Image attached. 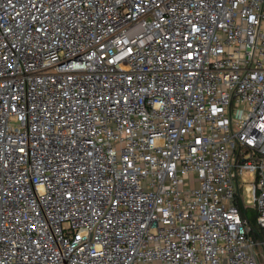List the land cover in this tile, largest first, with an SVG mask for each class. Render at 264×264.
Instances as JSON below:
<instances>
[{"label":"built area","instance_id":"built-area-1","mask_svg":"<svg viewBox=\"0 0 264 264\" xmlns=\"http://www.w3.org/2000/svg\"><path fill=\"white\" fill-rule=\"evenodd\" d=\"M255 248L264 0H0V264H258Z\"/></svg>","mask_w":264,"mask_h":264},{"label":"rangeland","instance_id":"rangeland-1","mask_svg":"<svg viewBox=\"0 0 264 264\" xmlns=\"http://www.w3.org/2000/svg\"><path fill=\"white\" fill-rule=\"evenodd\" d=\"M244 180H249V176H247V174H244L243 176H238V191L242 196V200L243 202H245L246 200V196L244 193V187L246 186V184L243 185V181ZM239 202L238 199L236 200V203ZM247 210V215L249 219H252L255 215V210H253V208L250 205H246L245 203V207ZM255 253H256V260L258 261V264H264V261L260 258V251L258 248H255Z\"/></svg>","mask_w":264,"mask_h":264},{"label":"trees","instance_id":"trees-1","mask_svg":"<svg viewBox=\"0 0 264 264\" xmlns=\"http://www.w3.org/2000/svg\"><path fill=\"white\" fill-rule=\"evenodd\" d=\"M236 207H237V210H239L240 212L241 218L243 220L245 219L247 220V225L249 227V234L251 236H255V234L258 233L256 223H255L256 216L254 215L252 219H249L247 215V210L244 207H242L239 202L236 203Z\"/></svg>","mask_w":264,"mask_h":264}]
</instances>
